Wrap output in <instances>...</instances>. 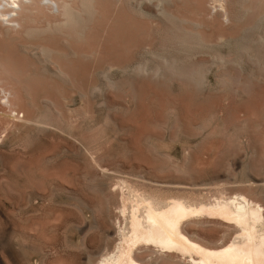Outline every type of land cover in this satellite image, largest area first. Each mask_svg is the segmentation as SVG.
Listing matches in <instances>:
<instances>
[{"label": "rangeland", "instance_id": "1", "mask_svg": "<svg viewBox=\"0 0 264 264\" xmlns=\"http://www.w3.org/2000/svg\"><path fill=\"white\" fill-rule=\"evenodd\" d=\"M72 3L80 39L0 37L31 118V100L56 104L47 129L0 122V264H97L120 238L124 182L204 200L244 193L264 207V0ZM41 42L68 56L19 48ZM60 69L78 86L67 101ZM188 223L211 247L235 235L218 219ZM138 250L144 264H187Z\"/></svg>", "mask_w": 264, "mask_h": 264}, {"label": "bare ground", "instance_id": "2", "mask_svg": "<svg viewBox=\"0 0 264 264\" xmlns=\"http://www.w3.org/2000/svg\"><path fill=\"white\" fill-rule=\"evenodd\" d=\"M220 1L211 0L212 3ZM72 2L73 0H0V37L4 40L17 41L24 35L37 42L39 36L58 32L59 36L65 35L63 36L65 41H68L71 34L80 39L83 34L80 33L79 27L70 25L74 22V16L81 17L83 13L74 9ZM219 5L222 7L221 3ZM90 7L88 6V9ZM212 7L214 9L215 6ZM41 13L45 17V26H37V16ZM67 30L72 32L65 33ZM44 43L34 46L19 44V48L23 51L31 48L33 56H36L39 50V54L46 56L47 59L55 53L68 56L64 50L51 48ZM17 68L18 66L11 65L9 59L2 56L0 49V122L11 124L10 127H16L18 122H23L41 129L49 128L51 124L46 119L51 109L47 104L55 107L56 104L44 101L45 110H42L38 103L31 100V105L35 108L34 117L31 118L20 102L23 99L21 91L14 86V82H21L20 74L14 72L18 70ZM60 72L64 79L62 85L65 87L60 86L59 89L62 99L67 101L65 93L67 88L72 86L74 89L78 86L75 81L72 82V77L68 73L61 69ZM32 75L37 76L36 72ZM18 109L23 110L20 117ZM58 114L61 112L58 111ZM145 189H139L126 182L120 185L122 204L119 210L124 223L120 228V238L112 252L109 253L107 250L108 254L102 256L97 264H144L145 261H141V256L137 254L141 246H145L151 255L170 253L186 259L187 264H264V207L257 200L258 197L253 199L244 193H235L231 196L228 193L225 196V193L219 195L218 191V196L214 194L213 199L209 196L210 200H204L207 198L204 195L201 199L202 195L197 198L198 195L193 196L195 195L193 193L191 197L189 192L183 194L179 193V190L146 192ZM225 189L223 188V191ZM252 191L253 189L250 192ZM203 218H214L230 224L235 228V235L227 243L222 241L224 244L219 247H211L200 239L189 236L185 225L193 219ZM150 261H146V264Z\"/></svg>", "mask_w": 264, "mask_h": 264}]
</instances>
